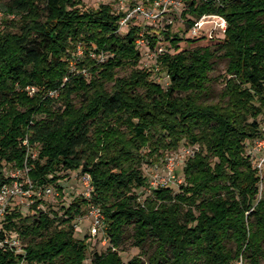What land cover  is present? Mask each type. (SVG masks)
<instances>
[{
    "label": "trees",
    "instance_id": "trees-1",
    "mask_svg": "<svg viewBox=\"0 0 264 264\" xmlns=\"http://www.w3.org/2000/svg\"><path fill=\"white\" fill-rule=\"evenodd\" d=\"M183 2L189 29L205 15L224 18L227 27L218 49L181 50L183 38L168 25L162 34L174 51L157 59L170 79L166 88L140 68L142 28L120 32L112 6L10 0L2 10L0 0V12L14 18L0 29V167L28 168L36 192L55 187L63 194L61 172L86 174L93 187L63 214L40 209L38 197L32 215L8 213L5 229L23 241L29 262L146 264L142 257L123 260L131 230L136 247L150 245L148 264H264V178L250 153L264 134V0ZM144 32L155 51L161 38ZM196 38L186 40L189 46ZM219 53L228 65L215 79ZM218 80L224 88L208 102ZM185 147L194 155L179 191L159 188L141 201L144 164ZM8 182L0 174V190ZM92 205L104 215L107 243L89 257L91 241L79 239L76 227ZM18 259L0 248V264Z\"/></svg>",
    "mask_w": 264,
    "mask_h": 264
},
{
    "label": "rangeland",
    "instance_id": "rangeland-1",
    "mask_svg": "<svg viewBox=\"0 0 264 264\" xmlns=\"http://www.w3.org/2000/svg\"><path fill=\"white\" fill-rule=\"evenodd\" d=\"M1 1H2L1 8L3 10L5 6L10 3V0H1ZM138 2H141V0H137V3ZM99 7L100 5L96 3V0H84L82 9L96 10ZM181 13H182L181 10L179 12L172 11L168 13H162L160 18L156 22L144 23L140 19H137L136 21L138 24L142 25L146 29L151 28V33H154L155 35L161 38L157 46L165 50L169 49V51H174V49L171 50L170 48L171 43L168 40H166L165 36L162 34L167 29L168 25L172 26L171 27L172 34H178L181 38H183V41L179 45L181 50L188 48L193 49L195 47H205V46H211L213 50L218 49L219 43H221L225 37V30L222 27V22H220L216 18L215 19L208 18L207 20H205V24L201 27V33L198 36V38H196L199 39L197 44L194 46H189L186 40L192 39L194 36L190 33V29L186 24L187 19L184 18ZM13 19L14 18H8L5 16L0 17V29H3L6 26L5 25L6 21ZM82 51H83L82 48L78 49L79 57H81V55L83 54ZM142 54H143V58L140 64V68L151 70L153 73L152 78L154 79V81L160 83L163 87L167 88L170 84V79L167 73L161 69L158 70L156 69L155 59L150 56L151 53H149L150 55L148 56V50L146 48L142 50ZM221 55L222 53H219L218 58L214 59L215 66H214V71L212 72V77H214L215 79H219L226 74L228 62ZM129 74H130V70H126L118 73V76L125 77L128 76ZM111 87L112 84L108 85L109 89H111ZM223 88H224L223 81L218 80L213 82L212 85L210 86L209 95L206 98L207 101L208 102L218 101L219 94ZM260 121H261L262 129L264 130V115L260 117ZM180 151H182V149L173 152L170 151L165 152L163 158H156V160L150 158L149 161H153V162L151 163L148 162L144 164L143 174L149 179L155 171H158L159 173H165V167L168 156H174L177 161V166H176L177 179L184 180V165L181 164L180 159L182 158L184 159L185 157L181 156ZM60 175L63 177V179L59 182V184L63 188V194H60L57 188L51 187L52 189L51 194L43 193L41 196L37 195L38 200L41 199L43 201V204L40 207V209H44L46 211H49L50 209H54L55 211H58L60 214H63V211L61 210L62 207H68L76 198L80 196H84V197L88 196L89 189L91 188V183H89L88 181V175L82 174L81 172H61ZM263 178H264V174H263ZM179 187L180 186H174L173 187L174 191L178 192ZM260 191H261L260 197H264V179L263 182L260 184ZM138 194L140 195L141 201H144L150 196V194L144 189L140 191L138 190ZM29 201H31V199ZM22 213L26 216L32 215L34 213L32 206H27L22 208ZM91 222L92 219L88 217L82 219L81 221L78 222V225L81 228V230L77 231V237L79 239H84L87 237L89 242L92 241L91 248L88 253L89 257L92 255V249L95 243L93 242L95 240L93 239L90 240L91 237L89 235L91 231L90 230ZM132 235L133 232L130 230V232L125 237L123 246L120 248V252L124 262L128 263L136 257H142L147 262L146 264H148L149 254H151L152 252V250L150 249V245L146 244L144 249L136 247L134 245ZM104 239H105V235L101 233L99 239H97L98 243L95 247L97 251H105L106 246H104V242H105Z\"/></svg>",
    "mask_w": 264,
    "mask_h": 264
},
{
    "label": "built area",
    "instance_id": "built-area-1",
    "mask_svg": "<svg viewBox=\"0 0 264 264\" xmlns=\"http://www.w3.org/2000/svg\"><path fill=\"white\" fill-rule=\"evenodd\" d=\"M96 3L101 5H110L113 7L114 12L121 16L120 20V32H126L133 26H138L142 28V32L137 38V46L140 49L146 48L148 50V56L151 53V57L155 59V66L158 70L157 59L160 54L163 53L164 49L161 47L156 48L155 51H152L147 38L145 37V30L142 25L137 23V19L142 20L144 23L156 22L162 13H168L172 11H177L183 13L182 10L185 9V4L183 0H141L137 3V0H96ZM181 13V14H182ZM4 16L0 12V17ZM13 18V17H10ZM208 18H216L222 22V27L226 30L227 22L224 18L216 15H205L190 29V33L194 37H198L201 33V27L205 24V20ZM200 21V22H199ZM147 55V54H146ZM30 93L35 92V88H28ZM55 95V94H52ZM25 144L28 145V141H25ZM181 156L185 157L181 160V164L185 166L186 160L194 155V150L191 148H181ZM250 153L253 159V166L258 170L261 177L264 174V134L261 138L255 140L251 144ZM37 156V153H34V157ZM180 156V157H181ZM177 161L174 156H168L165 173H159L155 171L151 177L148 179V185L144 190L149 194H152L154 190L159 188H167L180 186L184 180L177 179L176 167ZM0 174L4 178L8 179L9 182L4 184L0 190V248L12 250L17 256H19L17 264H39L31 263L26 258V251L21 239L15 233H9L5 229V221L8 216V213L14 209H19L22 212V208L27 206H32L34 204L35 197L41 196L43 193H52L51 187L36 192L33 189V185L29 179V169H18L14 168L11 165L6 163L0 167ZM88 181L91 183V179L88 176ZM93 187L89 189L88 198H90ZM38 195V196H37ZM31 199V201H29ZM92 219L90 227V240H95L93 242L94 246L98 243L100 234L105 235V224H104V215L102 210L95 205H92L89 209L88 215L86 216ZM85 217V218H86ZM84 219V218H83ZM82 220V219H81ZM80 220V221H81ZM77 231H80L81 228L79 225L76 227ZM104 245H106L107 240L104 239ZM92 242V241H91ZM235 264H244L243 259L239 260Z\"/></svg>",
    "mask_w": 264,
    "mask_h": 264
}]
</instances>
